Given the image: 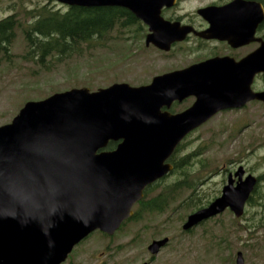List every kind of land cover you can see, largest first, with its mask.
Masks as SVG:
<instances>
[{"label": "water", "instance_id": "95a60500", "mask_svg": "<svg viewBox=\"0 0 264 264\" xmlns=\"http://www.w3.org/2000/svg\"><path fill=\"white\" fill-rule=\"evenodd\" d=\"M57 1L127 8L148 25L146 45L164 51L193 30L162 16L163 7L177 0ZM222 9L207 11L211 15ZM198 34L228 37L213 25ZM243 65L264 72V42ZM221 66V58H215L156 75L149 84L116 82L96 91L72 88L26 102L10 123L0 126V264H63L93 232L113 236L133 216L145 189L173 170L169 159L186 136L223 108L247 98L237 90L225 93L223 85L232 80L223 78ZM191 94L197 99L183 112L162 111ZM252 96L264 100V92ZM110 142L117 146L106 150ZM244 175L243 166L235 172L236 183L230 174L222 193L190 213L183 230L227 209L242 217L258 182L253 174ZM169 241L155 239L148 250L156 255ZM236 264H244L242 252Z\"/></svg>", "mask_w": 264, "mask_h": 264}, {"label": "rangeland", "instance_id": "374dc122", "mask_svg": "<svg viewBox=\"0 0 264 264\" xmlns=\"http://www.w3.org/2000/svg\"><path fill=\"white\" fill-rule=\"evenodd\" d=\"M207 1L184 0L177 12L191 11ZM12 3L17 23L20 25L22 21L24 27L34 23L44 7L48 12L66 11L50 0H0V19L10 13ZM19 25L9 53L2 54L1 58L0 126L10 123L28 101L42 100L72 88L89 87L96 91L116 82L132 86L149 84L156 75L200 56L190 55L188 44L178 45L169 53L160 52L146 46L147 30L143 29V37L135 38V28L131 27L109 33L105 45L88 48L83 54L62 60L48 58L40 63L27 56L28 44ZM253 118L257 120L254 126L239 128L244 123L250 124ZM177 155H192L188 171L198 180L195 193L203 201L218 197L227 184L229 171L235 172L238 166L242 165L249 174L262 176L244 215L235 218L226 210L191 231H184L182 226L188 215L197 210L180 206L181 199L193 192L190 188L162 214L128 221L113 236L93 232L75 247L63 264H236L238 252L243 253L244 264H264L262 109L255 117L243 112L212 119L183 141ZM181 173L174 169L163 178L161 185L178 180ZM160 190L161 186L157 187L149 197ZM164 237L170 239L169 243L152 255L148 245Z\"/></svg>", "mask_w": 264, "mask_h": 264}, {"label": "flooded vegetation", "instance_id": "af4514ba", "mask_svg": "<svg viewBox=\"0 0 264 264\" xmlns=\"http://www.w3.org/2000/svg\"><path fill=\"white\" fill-rule=\"evenodd\" d=\"M50 1L59 4L62 8H66L65 12H67L69 8L73 7L57 0ZM182 1L184 0H177V3L175 5L171 7H163L162 16L172 23L178 22L181 26H189L193 30L186 35L184 40L174 42L169 51L160 50L151 44L149 46H153L160 52L169 53L178 45L188 44V47L190 49V55L200 56L192 58V60L188 61L181 67H177L173 70L165 71L163 73L175 70H182L189 66L199 64L201 62H205L215 58H221V73L223 75V78H225V80H228L227 77H229L230 80H232V82L229 81L231 84L223 85L225 93L229 95V91L237 90L239 92L237 95L241 94L242 97L247 96V98H245L242 104H239L238 106L234 107L223 108L215 115H213L207 122L194 129L191 133L188 134V136H190L192 133L199 130L202 126L209 123L212 119L218 116H226L229 113L239 114L244 112L249 113L251 117H255L259 110L262 109V111L264 112V100L252 96L254 94L264 92V72H255L249 65H243V62L254 52L259 50L262 45V42H264V17L261 21H259L261 14H263L264 16V0H209L206 2V4L199 5L191 11L177 12L178 6ZM254 4H261V7L259 5L256 6ZM83 8L111 9L116 8V6ZM217 8L223 9L220 13L215 11L211 15L207 11V9L216 10ZM124 9L128 10L127 8ZM9 10H11L10 13L6 17L1 18L0 22L12 18V25H14L16 31L19 24L16 20L17 15L14 14L13 11V3L11 4ZM201 10H206L205 14H202ZM212 25L220 26L227 33L228 37L204 38L202 36H199L198 32L206 31L210 29ZM142 28L149 32L148 25L143 22ZM1 51L0 64L2 63ZM244 74L245 76H243ZM238 80L240 82L234 85L233 82ZM247 83H249V85H247ZM196 99L197 97L195 96V94H191L182 101L175 100L169 107L164 106L162 108V111H168L172 114L183 112L187 108L191 107L195 103ZM186 102H189V104L184 106ZM256 121L257 120H254L253 118V121L251 120L250 124L244 123L239 128H241V130H243L244 128H251L252 125L254 126ZM114 143L115 146L113 148L117 146V143ZM105 149L111 150L108 147H106ZM239 167L240 166H238V168ZM235 172L233 170H230L228 173V178L229 175L232 174L236 183L238 178L234 176ZM248 174L249 172L245 170L244 177ZM256 177L258 179L256 189H258L262 176Z\"/></svg>", "mask_w": 264, "mask_h": 264}, {"label": "trees", "instance_id": "16d2710c", "mask_svg": "<svg viewBox=\"0 0 264 264\" xmlns=\"http://www.w3.org/2000/svg\"><path fill=\"white\" fill-rule=\"evenodd\" d=\"M42 10L40 17L34 23L24 27L20 21L19 25L28 44L27 56L34 61L38 60L40 63H44V60L48 58L62 60L73 55L83 54L88 48L105 45V38L115 30L122 31L134 27L135 38L143 37L141 22L124 8L106 9L73 6L65 13L61 11L48 12L47 8H42ZM12 22V18L0 22V51L2 50L3 55L9 53L10 45L16 36ZM114 146L115 143L111 142L108 148L111 149ZM182 148L183 143L180 144L171 158L175 171L180 170L182 177L172 183H166V186L161 185L163 179L149 186L145 190V196L137 203L134 214L128 221L140 220L155 213H164L176 199L182 197L184 192L190 188L194 189L193 192L181 199L180 206L193 211L210 202V200L203 201L202 197L196 195L198 180L192 178L188 171L192 155L178 157V151ZM160 186L162 190L149 197V194ZM252 201L253 196H251L249 203Z\"/></svg>", "mask_w": 264, "mask_h": 264}]
</instances>
